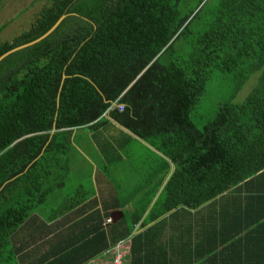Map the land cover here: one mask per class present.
<instances>
[{
  "label": "trees",
  "instance_id": "16d2710c",
  "mask_svg": "<svg viewBox=\"0 0 264 264\" xmlns=\"http://www.w3.org/2000/svg\"><path fill=\"white\" fill-rule=\"evenodd\" d=\"M63 17L45 39L0 62V264H18L19 232L65 184L81 130L97 158H105L107 137L119 146L117 159L135 139L161 159L166 197L150 224L177 208H214L187 221L204 228L187 227V258H174L173 242L158 234L143 239L145 232L123 248L127 264H264V0H49L13 39L2 40L7 25L0 27V57ZM214 74H230L235 94L259 77L243 103L221 105L200 130L191 112ZM113 103L124 111H109ZM90 196L71 212L82 217ZM125 218L59 241L47 264L102 256L132 234Z\"/></svg>",
  "mask_w": 264,
  "mask_h": 264
},
{
  "label": "rangeland",
  "instance_id": "374dc122",
  "mask_svg": "<svg viewBox=\"0 0 264 264\" xmlns=\"http://www.w3.org/2000/svg\"><path fill=\"white\" fill-rule=\"evenodd\" d=\"M48 3L49 0L4 1L0 7V27L3 25H7V27L1 33L2 40H11L22 32L27 31L39 11ZM258 75L250 76L249 80L235 94L236 85L230 74H214L211 81L207 84L204 94L191 112V119L202 130L206 124L215 118L221 105L230 100L234 104L243 103L255 89ZM89 133L87 130H81L77 134L78 153L73 160H70L69 174L66 173L64 177L65 184L62 187H58L57 183H55L57 186L55 191L50 193L46 202L44 204L41 203L36 209L38 216L34 218L32 226L40 227L45 222L50 223L54 220L50 217L59 214L60 216L57 217L59 221L53 222V227L68 222H76L83 227L87 220L85 213L82 214V217H79L75 214L76 211L71 212L70 207L73 204L82 203L84 198L89 197L95 188L98 190L101 176L108 180L106 188H101V193H112L107 203L119 201L125 206L123 209L126 215L125 222L129 224L131 229L133 228L132 234L125 238L129 242L132 241L135 235L145 232L142 235L143 239H146L148 235L156 241L155 234L163 236V233L172 232V230L164 231L165 226L169 222L168 218H170L172 223H185L191 217L194 223H198L197 220L203 219L214 209L210 204L197 211L177 208L162 219L166 220L165 223L150 224L155 217H153L154 210L161 207L159 202L166 197L164 189L166 184L164 180L165 173H162L161 170V172L159 171L162 164L161 159L154 154L151 148L147 146L148 149H145L141 144L133 140H129L126 145L125 158L122 160L117 159L119 146L114 141L112 144L110 141L112 139L107 137H105L107 139L106 142H103V145L101 144L105 148V158L103 155L97 158L94 151L95 147L92 143L88 142L86 144L80 140ZM109 152H111V155H108ZM107 158L109 160L105 161ZM111 158L117 160L111 161ZM97 159H101L102 162ZM162 181L163 184L161 185ZM87 202L84 206L82 205L81 212L83 210L86 212L89 209ZM183 213L187 218L186 220L180 221L177 217H174L181 216ZM134 216L138 223L133 227L132 218ZM143 224L144 226L149 225L151 228L143 230Z\"/></svg>",
  "mask_w": 264,
  "mask_h": 264
},
{
  "label": "crops",
  "instance_id": "0c3cea01",
  "mask_svg": "<svg viewBox=\"0 0 264 264\" xmlns=\"http://www.w3.org/2000/svg\"><path fill=\"white\" fill-rule=\"evenodd\" d=\"M113 124L115 122L112 121ZM118 128H121L119 125L115 124ZM130 134L129 132H127ZM76 132V137H77ZM133 139L135 137L133 136ZM139 144H141L145 149L147 148V144L140 141L139 139H135ZM82 142L88 144L86 140H82ZM92 145L95 147V149H98L97 144L94 142V140L91 141ZM151 148V147H149ZM148 149V148H147ZM152 149V148H151ZM99 150V149H98ZM99 162H102L101 159H97ZM171 170L169 172V175L171 172L174 171V164L171 163ZM101 173V172H99ZM169 178V177H168ZM108 180L101 176V183L99 186V189L95 188L93 192L91 193V198L88 200L87 205L89 206V209L86 211L85 215H91L92 218L90 221L85 222L83 227H81L80 224H77L76 222H68L64 223L62 225H57L55 227L52 226L53 222H58L59 218L54 219L50 223L45 222L40 227L38 226H32V221H28L24 228L19 232V240L18 245L22 248V252L17 257L18 264H47L51 261L50 258H57V256L53 257V254L56 251H59L60 249H53V245H56L59 241L63 239H68L69 241H77L80 237L78 235V231L85 229L89 230L99 220H103V222L106 220V215H109V219H112L113 222L117 224L120 220L123 219L125 213L123 209L125 206L118 202L111 201L110 203H107L110 200V195L112 193L108 192L105 194H102L101 188H106ZM97 184H99L97 182ZM84 206V204H83ZM38 216V215H37ZM83 216V215H82ZM173 216V215H172ZM36 217V216H35ZM169 217V216H168ZM177 217L180 221L186 220V216H174ZM205 219V217H204ZM169 222L164 228V231H170L172 232H166L163 233V240L169 241L171 246V241L173 242V248L172 253L174 258H187L186 256L182 257V251H185V242L190 237V235L187 233L188 226L191 228V230L198 231L199 229H204L202 225H197L196 228L191 227L190 225H187V222L182 223H172L170 221V218H168ZM100 222V221H99ZM106 222V221H105ZM105 225V224H104ZM75 246V245H73ZM155 248H157L156 243L154 244ZM53 252V253H52ZM100 260H102V256L99 257ZM77 259L76 258H66L63 262H68V264H73ZM59 263V264H65V263Z\"/></svg>",
  "mask_w": 264,
  "mask_h": 264
},
{
  "label": "built area",
  "instance_id": "2783aa9c",
  "mask_svg": "<svg viewBox=\"0 0 264 264\" xmlns=\"http://www.w3.org/2000/svg\"><path fill=\"white\" fill-rule=\"evenodd\" d=\"M117 108L119 111H124L123 105H118L117 103H113L112 106L109 108L110 110H113ZM112 219H107L105 222V225L111 224ZM129 240H123L117 243L114 247L111 248L109 251H105L102 254V260L98 258L92 259L87 264H127L126 259L124 258L123 254V248L128 244ZM101 257V256H100Z\"/></svg>",
  "mask_w": 264,
  "mask_h": 264
},
{
  "label": "water",
  "instance_id": "95a60500",
  "mask_svg": "<svg viewBox=\"0 0 264 264\" xmlns=\"http://www.w3.org/2000/svg\"><path fill=\"white\" fill-rule=\"evenodd\" d=\"M4 1H6V0H4ZM3 1V2H4ZM65 17H63V18H61L54 26H53V28L49 31V32H47L44 36H42L40 39H38V40H36V41H33V42H31V43H29V44H26V45H23V46H21V47H18V48H15V49H13L12 51H10V52H8V53H6V54H4L2 57H0V62L2 61V60H4L7 56H9V55H11L12 53H14V52H16V51H19V50H21V49H24V48H27V47H29V46H32V45H34V44H36V43H38V42H40L41 40H43V39H45L47 36H49L59 25H60V23L62 22V20L64 19ZM113 219V218H112ZM114 220V219H113Z\"/></svg>",
  "mask_w": 264,
  "mask_h": 264
},
{
  "label": "clouds",
  "instance_id": "9594fccd",
  "mask_svg": "<svg viewBox=\"0 0 264 264\" xmlns=\"http://www.w3.org/2000/svg\"><path fill=\"white\" fill-rule=\"evenodd\" d=\"M172 173V172H171ZM171 175V174H170ZM190 219H192L191 217H190ZM112 222H113V220H112ZM91 261V260H90ZM90 261H88V262H90ZM88 262H86L85 264H87Z\"/></svg>",
  "mask_w": 264,
  "mask_h": 264
}]
</instances>
